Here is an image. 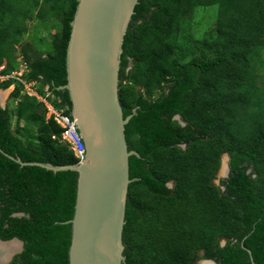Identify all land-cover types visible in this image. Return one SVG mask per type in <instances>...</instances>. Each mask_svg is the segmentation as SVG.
I'll list each match as a JSON object with an SVG mask.
<instances>
[{
	"label": "trees",
	"instance_id": "trees-1",
	"mask_svg": "<svg viewBox=\"0 0 264 264\" xmlns=\"http://www.w3.org/2000/svg\"><path fill=\"white\" fill-rule=\"evenodd\" d=\"M77 4L0 0L2 73L24 61L27 81L41 94L47 87L68 113L69 93L58 87L67 84ZM211 6L215 24L188 45V20ZM39 26L49 37L24 40ZM123 50L120 102L125 117L137 109L126 138L141 156L130 158L131 178L140 180L129 187L124 264H252L247 250L264 264V0H140ZM22 90L17 84L11 94L15 108L0 102V240L24 243L9 264H69L71 225L62 222L74 215L78 173L21 167L6 154L55 166L80 159ZM224 154L230 174L215 184Z\"/></svg>",
	"mask_w": 264,
	"mask_h": 264
},
{
	"label": "water",
	"instance_id": "water-1",
	"mask_svg": "<svg viewBox=\"0 0 264 264\" xmlns=\"http://www.w3.org/2000/svg\"><path fill=\"white\" fill-rule=\"evenodd\" d=\"M139 3L140 0H78L67 48V84L58 90L69 93L70 114L86 145L85 158L75 165L55 166L25 162L6 154L21 167L78 173L74 215L62 222L71 225L69 264L126 262L124 229L129 187L140 180L131 178L130 158L141 156L129 150L126 138V125L137 109L124 116L119 96L120 70L125 36ZM44 110L40 103L38 114ZM222 161L228 175L229 155ZM7 243L0 240V246L6 247ZM247 251L252 264H257L252 252ZM205 261L217 264L209 259L199 264Z\"/></svg>",
	"mask_w": 264,
	"mask_h": 264
},
{
	"label": "built area",
	"instance_id": "built-area-1",
	"mask_svg": "<svg viewBox=\"0 0 264 264\" xmlns=\"http://www.w3.org/2000/svg\"><path fill=\"white\" fill-rule=\"evenodd\" d=\"M3 69L4 67H0V83L13 80L15 84L22 85V94L33 96L39 103L43 104L46 119H53L63 129L61 137L58 138L53 136V138L58 139L61 144L73 151L75 156L82 161L86 156V145L79 133L75 120L72 118L71 114L67 112V109L56 106L52 100L53 96L48 90L46 94H41L38 91L36 82L27 81L26 75L28 74V67L24 61L20 62L19 69L10 74H3ZM18 101L19 100H17V102Z\"/></svg>",
	"mask_w": 264,
	"mask_h": 264
},
{
	"label": "rangeland",
	"instance_id": "rangeland-1",
	"mask_svg": "<svg viewBox=\"0 0 264 264\" xmlns=\"http://www.w3.org/2000/svg\"><path fill=\"white\" fill-rule=\"evenodd\" d=\"M217 12H218L217 6L203 7V8L197 9L193 18H191V17H190L191 19L188 18L190 20H188L187 32L192 33V36H193L192 40L188 43V45H195L196 40H202L204 38L205 33L215 24V22L217 20ZM37 31H38V29L35 30V32H37ZM35 32L34 33H33V31L30 32L29 38H31V36H35L37 38V37L41 36V34H42V36H45V37H47L49 35V30L45 31L43 28H40L38 33H36V34L40 33L38 36L35 35ZM39 38L36 39V42L39 41ZM38 47L41 50L45 51L46 50V42L38 43ZM202 51H203V47L201 45L199 47L196 46V49H195L196 53L201 55ZM187 53L189 54V56H191L189 50H187ZM16 85L17 84L14 83L10 87H8L7 89H0V102H1V105L3 107L4 106L6 107L8 104L14 108L17 106V103H18L17 100L15 102H13L11 100V94L14 91ZM259 85L264 87V75L259 78ZM218 176H220V173ZM8 244L9 243H7V245Z\"/></svg>",
	"mask_w": 264,
	"mask_h": 264
},
{
	"label": "flooded vegetation",
	"instance_id": "flooded-vegetation-1",
	"mask_svg": "<svg viewBox=\"0 0 264 264\" xmlns=\"http://www.w3.org/2000/svg\"><path fill=\"white\" fill-rule=\"evenodd\" d=\"M176 119H178V117H176ZM225 155H227V154H224L223 155V157L225 156ZM223 157H222V160H223ZM222 163H223V161H222ZM222 163H221V168H222ZM228 165H229V169H230V156H229V161H228ZM221 168H220V170H221ZM220 170H219V172H220ZM219 172H218V174H217V178L215 179V181L218 179V175H219ZM229 174H230V170H229V173H228V175H226V176H221V178H219V184H220V181L222 180V179H226V178H228V176H229ZM214 181V182H215ZM216 184V183H215ZM169 187H172V184H169L168 185ZM2 241V240H1ZM12 241H16V242H18V243H20V246L19 247H7L9 250H8V253H6V255L3 257V261H0V264H9L10 262H11V260L13 259V257L15 256V255H17V254H19V253H21L22 251H23V248H24V243L22 242V241H20L19 239H13V240H11V241H3V242H12ZM222 245H224L223 243H222ZM11 248V249H10ZM14 248V249H13ZM11 250V251H10ZM203 254V253H202ZM202 260H200V261H198L197 262V264H199L200 262H201Z\"/></svg>",
	"mask_w": 264,
	"mask_h": 264
},
{
	"label": "bare ground",
	"instance_id": "bare-ground-1",
	"mask_svg": "<svg viewBox=\"0 0 264 264\" xmlns=\"http://www.w3.org/2000/svg\"><path fill=\"white\" fill-rule=\"evenodd\" d=\"M224 161L226 162V158H224ZM226 173H227V166H226V163H225L223 165L222 169H221L220 175H226ZM8 246L11 247V248L12 247H19L20 246V243H18L16 241H12L8 245H6V247L0 246V258H3L6 255V253H8V250H9L7 248ZM201 264H213V263L212 262H209V261H207V262L205 261V262H202Z\"/></svg>",
	"mask_w": 264,
	"mask_h": 264
},
{
	"label": "crops",
	"instance_id": "crops-1",
	"mask_svg": "<svg viewBox=\"0 0 264 264\" xmlns=\"http://www.w3.org/2000/svg\"><path fill=\"white\" fill-rule=\"evenodd\" d=\"M36 22H37V20H35L34 22H29L28 23V27H34V25L36 24ZM37 29H38V31L40 30V28H43V27H41V26H39V27H36ZM45 31H46V29L45 28H43ZM35 30H34V28H33V32H34ZM42 33V32H41ZM40 34V33H39ZM42 35V34H41ZM30 37V32L29 33H27V35L24 37V40H27L28 38ZM5 65H6V62H4V64L1 66V67H5ZM45 91H47V87L45 88Z\"/></svg>",
	"mask_w": 264,
	"mask_h": 264
},
{
	"label": "clouds",
	"instance_id": "clouds-1",
	"mask_svg": "<svg viewBox=\"0 0 264 264\" xmlns=\"http://www.w3.org/2000/svg\"><path fill=\"white\" fill-rule=\"evenodd\" d=\"M48 90V89H47Z\"/></svg>",
	"mask_w": 264,
	"mask_h": 264
}]
</instances>
